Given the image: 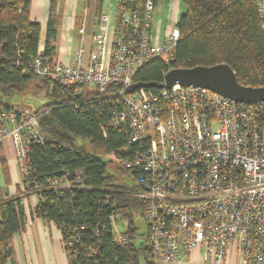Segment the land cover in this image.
Wrapping results in <instances>:
<instances>
[{
  "label": "built area",
  "instance_id": "built-area-1",
  "mask_svg": "<svg viewBox=\"0 0 264 264\" xmlns=\"http://www.w3.org/2000/svg\"><path fill=\"white\" fill-rule=\"evenodd\" d=\"M264 26V0H256ZM133 0L104 12L91 43L84 36L73 65L59 59L36 73L65 86L89 87L121 98L114 123L124 125L128 144L119 164L140 170L136 195L145 203L147 239L156 264H189L194 250L223 264L237 242L245 262L264 264V102L242 103L199 86L175 84L126 93L142 66L169 61L180 37L173 25L163 40L154 34L155 4L143 10ZM82 35L86 34L83 27ZM8 140L23 175H31L32 142L46 143L39 117L29 110L0 111V142ZM84 171L52 181L56 189L80 187ZM112 215L114 240L127 241Z\"/></svg>",
  "mask_w": 264,
  "mask_h": 264
},
{
  "label": "trees",
  "instance_id": "trees-1",
  "mask_svg": "<svg viewBox=\"0 0 264 264\" xmlns=\"http://www.w3.org/2000/svg\"><path fill=\"white\" fill-rule=\"evenodd\" d=\"M147 1L133 0L132 6L143 10ZM160 1L153 0L155 7ZM180 1L183 11L176 23L180 37L172 58L145 63L134 83H163L173 68L226 63L242 85L264 87V26L257 1ZM63 2H50L41 50L43 28L31 19L32 0H0V111L14 110L20 115L30 107L48 137L44 144H31L32 169L23 194H0V264L15 261L13 236L26 222L22 195L32 193L39 198L33 214L61 230L70 264H142L141 258L145 264H156L147 237L137 243L139 233L133 221L135 210L143 215L145 211L135 181L143 174L119 164L126 156L124 147L135 146L128 144L125 126L113 121L114 111L121 106V98L113 94L118 87L86 92L83 86H65L33 69L39 55L44 63L57 57ZM102 3L98 0L99 11ZM113 163L120 176L132 183L119 180L110 167ZM76 171L85 172L80 187L63 190L52 186L53 179ZM112 215L130 220L123 229L128 236L124 243L114 240Z\"/></svg>",
  "mask_w": 264,
  "mask_h": 264
},
{
  "label": "crops",
  "instance_id": "crops-1",
  "mask_svg": "<svg viewBox=\"0 0 264 264\" xmlns=\"http://www.w3.org/2000/svg\"><path fill=\"white\" fill-rule=\"evenodd\" d=\"M103 0L101 11L98 10V0H64L62 5V20L59 29L57 57L65 64L73 65L83 37L91 43L92 35L98 30V21L104 12H115L116 0ZM51 0H32L31 19L42 25L40 49L44 50L46 24L49 16ZM162 6V7H161ZM160 9L162 17H153V31L159 40H163L171 26L175 25L181 16L183 5L180 0H162L156 4L154 13ZM155 15V14H154ZM84 26L86 34L80 29ZM23 175L16 161L10 142H0V194L13 196L23 194ZM20 194V195H21ZM22 203L26 215L23 229L13 236L15 261L6 264H70L65 250L62 233L52 221L37 218L33 210L38 204L37 194L22 195ZM189 264H210L204 261L202 253L194 250L190 255ZM223 264H252L245 262L237 242L227 249Z\"/></svg>",
  "mask_w": 264,
  "mask_h": 264
},
{
  "label": "water",
  "instance_id": "water-1",
  "mask_svg": "<svg viewBox=\"0 0 264 264\" xmlns=\"http://www.w3.org/2000/svg\"><path fill=\"white\" fill-rule=\"evenodd\" d=\"M175 84L208 88L242 103L264 102V87H251L239 83L234 70L226 63L214 66L173 68L164 77L163 83L136 82L126 88L132 93L138 88H164Z\"/></svg>",
  "mask_w": 264,
  "mask_h": 264
},
{
  "label": "rangeland",
  "instance_id": "rangeland-1",
  "mask_svg": "<svg viewBox=\"0 0 264 264\" xmlns=\"http://www.w3.org/2000/svg\"><path fill=\"white\" fill-rule=\"evenodd\" d=\"M116 0H114L113 2H115ZM111 4H114V6H116V4H117V2H115V3H111ZM181 4H182V2H181ZM162 7V6H161ZM114 9H115V7H114ZM183 11V10H182ZM155 15H154V19L155 20H160L159 18L160 17H162V15H161V12H160V9L159 10H157V12L156 13H154ZM181 14H182V12H181ZM85 26V25H84ZM172 27V26H171ZM81 89H83V90H85L86 92H91V91H93V90H95V89H93V88H89V87H84V88H81ZM32 91L33 92H35L34 90H30V93H32ZM36 93V92H35ZM38 98H42V96H43V92H39L38 94ZM29 95H26L25 97H23V98H27ZM29 99H31V97H29ZM3 101H6V99L5 98H3L2 99ZM37 100H39V99H37ZM40 102L42 101V100H39ZM26 107V106H25ZM25 109H27V110H30L31 111V108L30 107H26ZM82 143L84 142L82 139H79ZM85 143V146L87 147V148H89V149H91L92 148V146L89 144V143H86V142H84ZM118 165L116 164V163H113V164H111L110 165V167L113 169V171H116V169L118 168L117 167ZM117 172V174H118V176L119 177H121V179L119 178V180L120 181H122L123 183H132V181L131 180H129L128 178H126L125 176H120L121 175V172H119L118 170L116 171ZM123 177H125V178H123ZM129 219H120V221H119V223H118V225H119V227L123 230V229H126L127 228V225H128V223H129ZM133 221H134V224H135V226L138 228V233H139V237H138V241H137V243L138 244H141V243H143L144 241H145V239H146V235H147V231H148V224H147V221H146V219H145V217H144V215L143 214H141L138 210H135L134 211V216H133ZM141 263L142 264H145L144 263V260H143V258H141Z\"/></svg>",
  "mask_w": 264,
  "mask_h": 264
}]
</instances>
